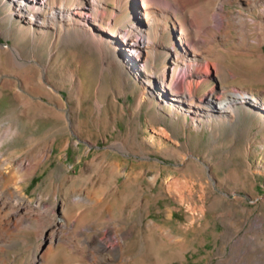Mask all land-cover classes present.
Segmentation results:
<instances>
[{"label": "rangeland", "instance_id": "374dc122", "mask_svg": "<svg viewBox=\"0 0 264 264\" xmlns=\"http://www.w3.org/2000/svg\"><path fill=\"white\" fill-rule=\"evenodd\" d=\"M2 3L0 170L10 185L22 177L23 197L55 206L58 221L80 218L78 228L90 237L123 231L125 264H264V40L248 49L235 32L224 41L223 31L216 49H197L209 77H188L175 62L170 21L162 24L169 28L159 37L164 47L142 67L114 45L104 61L88 41L67 44L51 31L35 40ZM133 3L110 0L94 16L106 13L103 27L119 16L113 33L133 35ZM239 9L237 2L225 6ZM192 13L207 26L202 12ZM13 47L23 65L3 51ZM163 73L171 88L194 93L196 114L174 110L158 93ZM219 85L256 103L243 102L228 120L207 115L208 95ZM25 158L32 168L18 174L15 163ZM73 188L99 206L79 197L70 203ZM31 227L0 252L1 264L34 260L42 240ZM56 251V264H70L68 248Z\"/></svg>", "mask_w": 264, "mask_h": 264}, {"label": "bare ground", "instance_id": "6f19581e", "mask_svg": "<svg viewBox=\"0 0 264 264\" xmlns=\"http://www.w3.org/2000/svg\"><path fill=\"white\" fill-rule=\"evenodd\" d=\"M109 1L71 0L69 3V0H4L2 4L4 6L8 4L9 16L21 21L18 24L20 31L24 27L34 30L35 40L36 35L46 39L49 35L48 31H51L57 40L67 44L88 41L100 53L102 60L110 56V53L113 54L112 45H114L116 50L127 52V57L135 55L137 60L134 62L140 61L142 67H144L143 62L146 64L148 59L153 57L156 49L164 47V41L160 42L159 37L169 29L167 25L162 24L170 21L172 29L177 30L176 45H173V49L178 53L179 58L175 62L186 66L188 77L192 73L203 78L209 77V71L201 70L198 50L204 49V46H209L211 50L216 49L215 44L220 40L218 38L223 31L226 33L224 41L234 40L236 34L239 43L249 47L248 49L253 43L264 40V0H134L133 19L131 18L133 35L130 33L125 37H116L112 30L117 26L116 19L119 16H116L113 22H107L106 27L102 26L106 20V13L100 17L94 16L95 11H105L104 6L108 5ZM115 2L120 3V0ZM234 2L240 4V9L233 14L227 12L225 6ZM195 10L207 17V26H202L205 22L198 24L199 21L197 22L192 13ZM175 21L179 24L177 28ZM151 35L154 36V40L151 39ZM209 36L211 39L208 41ZM7 50L12 62L23 65L17 48L3 49V51ZM164 67L168 69V64ZM44 72L46 75V70ZM171 80L172 78H166L163 73L159 79L158 93L170 97L169 101L174 110L196 114L194 93L184 85V87L178 85L179 89L171 88ZM151 84L152 82L148 83V86ZM248 95V93L223 90L219 85L217 90L208 95L206 113L218 119L234 118L243 102L256 103L254 99H252L254 101L249 100ZM15 166L20 174L31 169L32 162L25 158L18 160ZM21 181L22 177H19L17 182ZM17 182L10 185L8 175L0 170L1 253H5L13 244L21 230L26 232L33 226L42 244L36 257L29 264H56V259L62 254L61 251H56L60 246H65L71 251L72 256L67 259L70 264H125L123 231L113 233L111 230H106L102 235L90 237L78 228L80 218L72 222L62 216L58 221L55 206L47 203L34 206L23 197ZM174 183H167L168 190L173 191ZM183 187L187 189L186 186ZM69 195L72 204L71 198L79 197L91 202L94 207L99 206V201L92 202L75 188L69 191ZM183 199L188 201L187 195ZM86 229L91 231L95 228L86 227Z\"/></svg>", "mask_w": 264, "mask_h": 264}]
</instances>
